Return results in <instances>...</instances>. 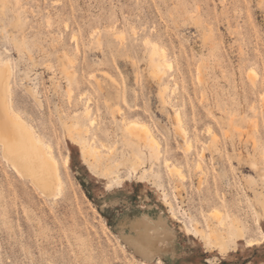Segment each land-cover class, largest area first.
<instances>
[{"label": "rangeland", "instance_id": "374dc122", "mask_svg": "<svg viewBox=\"0 0 264 264\" xmlns=\"http://www.w3.org/2000/svg\"><path fill=\"white\" fill-rule=\"evenodd\" d=\"M0 56L61 177L0 145V264H264V0H0Z\"/></svg>", "mask_w": 264, "mask_h": 264}, {"label": "bare ground", "instance_id": "6f19581e", "mask_svg": "<svg viewBox=\"0 0 264 264\" xmlns=\"http://www.w3.org/2000/svg\"><path fill=\"white\" fill-rule=\"evenodd\" d=\"M151 62L156 71V76L158 78H163V73L165 72H163L162 69L163 66L165 67V65H168V60L165 58V53L159 52L156 46H152ZM12 76L13 69L10 64V59H3L0 56V145L3 148L5 159L7 158L8 160H6L13 164L12 166L16 168L15 170L20 176L22 175L21 177L23 178L28 176L33 181L37 180L36 183L44 187H50L56 184L61 185L58 160L52 154L50 150L51 146L45 145L36 127L14 108V100L11 92ZM166 89L167 85L163 90ZM126 129L130 135L136 138V143L140 148L143 149L145 147L151 154L158 151L159 141L149 125L133 120L126 123ZM85 148L86 146H83V149ZM19 162H21L24 167H21ZM46 168H49L51 171V177H37V179H34L38 170L41 171ZM168 168L175 172L173 167ZM178 172L180 173L179 169ZM51 179L55 181L54 184H51ZM57 185L55 188H58ZM43 192H46V190ZM218 217L216 219H218ZM218 223H222V221ZM184 227L186 232L191 231L186 224H184ZM141 236H132L130 242L135 245L136 249L144 257L151 258L159 250V247L148 231H142Z\"/></svg>", "mask_w": 264, "mask_h": 264}]
</instances>
